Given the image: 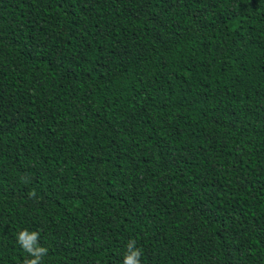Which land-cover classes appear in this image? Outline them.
I'll use <instances>...</instances> for the list:
<instances>
[{"label": "trees", "instance_id": "16d2710c", "mask_svg": "<svg viewBox=\"0 0 264 264\" xmlns=\"http://www.w3.org/2000/svg\"><path fill=\"white\" fill-rule=\"evenodd\" d=\"M23 229L42 264H264V0H0V264Z\"/></svg>", "mask_w": 264, "mask_h": 264}, {"label": "clouds", "instance_id": "9594fccd", "mask_svg": "<svg viewBox=\"0 0 264 264\" xmlns=\"http://www.w3.org/2000/svg\"><path fill=\"white\" fill-rule=\"evenodd\" d=\"M30 198L35 192L29 193ZM17 243L22 247L27 257L24 264H42L43 258L47 256L48 249L40 245V234L37 231L23 229L17 234ZM127 251L123 258V264H140L141 251L135 247V241H129L126 245Z\"/></svg>", "mask_w": 264, "mask_h": 264}]
</instances>
